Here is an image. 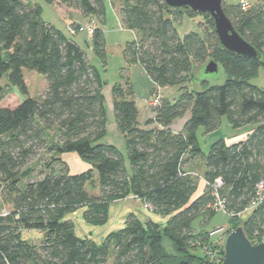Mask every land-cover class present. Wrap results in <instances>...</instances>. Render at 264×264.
Wrapping results in <instances>:
<instances>
[{
	"label": "trees",
	"instance_id": "16d2710c",
	"mask_svg": "<svg viewBox=\"0 0 264 264\" xmlns=\"http://www.w3.org/2000/svg\"><path fill=\"white\" fill-rule=\"evenodd\" d=\"M42 1L103 19L104 0ZM222 8L239 34L258 50V57L224 51L207 13L170 9L164 0H119L122 27L136 32L135 40L123 48L126 63L139 64L160 89L178 86L181 92L174 100L160 97L151 107L153 116L141 126L128 83L112 85L113 117L125 137L128 173L122 152L101 142L106 133L105 82L97 67L75 41L41 18L39 4L0 0V102L7 89L28 95L23 70L46 80L41 97H26L12 107L0 103V195L11 204L7 215L0 214V264H221L224 243L216 245L204 228L217 212L210 207L209 187L217 177L223 181L226 211L232 214L230 230L241 226L248 239L261 231L264 204L245 219L236 214L253 198L256 183L264 181V88L250 83L264 67V6L252 3L242 9L239 1L223 0ZM183 14L204 15L210 26L204 25L202 34L191 31L181 37L174 19ZM89 43L104 61L102 30L95 26ZM210 59L223 68L226 79L221 84L203 83L201 90L189 89L194 65ZM187 112L183 131L173 132L170 125ZM221 117L234 129L250 131L240 140L228 143L219 138L210 145L202 176L207 185L193 197L198 179L184 168L189 158L185 154H201L197 128L211 131ZM40 151L50 158L32 179V168L26 165ZM64 153H75L90 167L70 173L60 158ZM94 184L96 198L87 192V185ZM130 195L152 213L167 216V221H140L129 213L123 228L95 245L77 237L73 223L63 219L85 206L84 220L103 224L110 203ZM3 217L9 220L1 222ZM198 217L199 229L192 226ZM30 229L43 232L39 244L22 238V231Z\"/></svg>",
	"mask_w": 264,
	"mask_h": 264
},
{
	"label": "rangeland",
	"instance_id": "374dc122",
	"mask_svg": "<svg viewBox=\"0 0 264 264\" xmlns=\"http://www.w3.org/2000/svg\"><path fill=\"white\" fill-rule=\"evenodd\" d=\"M29 4H39L42 8L41 18L53 25L55 28L62 31L66 36L75 41L86 53L87 58L90 63L95 65L101 74L102 80L105 82L103 87L105 99V112H106V133L101 139V142L109 143L114 145L125 158L126 170L130 173V166L128 160L126 159V144L124 135L117 129L112 110V103L110 100V90L113 84H120L121 86L126 87V83L130 86L132 91V98L134 99L138 111L140 113L139 117L143 118L146 113L151 116L152 111L151 107L147 105V101L151 100L154 95V89L156 85L153 84L151 79L145 73L143 68L137 63H126L123 57V48L127 42L135 40L136 32L133 30L122 27L119 21V0H104V14L103 19H98L96 16H78L76 13H79L78 10L74 8L65 7L61 4L54 2L53 4L45 3L42 0H24ZM227 3H236L239 0H224ZM113 2V4H112ZM252 3H262L264 6V0H249ZM58 6H63V8H69V13H72V16ZM80 14V13H79ZM90 19L93 20L95 26L102 30L103 38L105 43V58L102 61L98 58L92 51L90 43L85 41L86 35L84 33H77L75 35H69L67 32V25L71 23L82 24L88 22ZM202 23V24H201ZM174 25L179 36H184L185 34L193 31L198 34H202V29L204 25L206 27L210 26V23L206 16L200 14L188 15L183 14L180 18L174 19ZM90 38L89 36H87ZM204 63H197L191 70L190 79L187 82V87L189 89L201 90L204 84L213 85L221 84L226 79V74L223 68L219 65L217 73L214 74H205L203 72ZM23 75L28 82V95L23 96L17 91H11L7 89V94H4L1 105L5 106H14L19 103L22 99L26 97L38 98L41 97L46 90V80L45 78L33 71L23 70ZM7 83L6 77L1 79L2 86H5ZM204 83V84H203ZM250 83L258 86L259 88H264V67L260 66L257 72V75L250 79ZM110 94H109V93ZM160 96L167 98L169 100H174L180 95V88L178 86H168L161 88ZM108 97V98H107ZM18 99V101H17ZM17 101V102H16ZM189 117L187 112L185 115L175 119V123L172 129H176V132L183 131V126L186 119ZM171 127V126H170ZM237 129V128H236ZM233 129L230 127L225 117H221L218 126L211 130L206 131L202 126L198 127L196 130V142L200 148L201 154L198 156H189L188 158V170L192 173L202 175L204 169L205 156L207 155L210 145L219 138H225L234 132L239 130ZM243 130V129H241ZM247 134H242L244 138ZM241 138V139H242ZM75 153L66 155L67 161L70 165L71 172L80 171V168H76L72 159ZM76 156V155H75ZM77 157V156H76ZM50 155L46 154L45 151H40L39 154L34 157L26 166L32 168V179L38 177L39 173L45 169L47 162L49 161ZM79 160H81L79 158ZM82 161V160H81ZM83 162V161H82ZM185 168V167H184ZM190 168V169H189ZM75 169V170H74ZM77 169V170H76ZM195 177V176H194ZM96 179V176H95ZM198 179V185L202 186L204 189V182L201 178ZM198 189V188H197ZM87 192L90 197H97L99 191L97 185H87ZM95 197V198H96ZM2 209L7 211L11 210V204L8 200H5L2 195H0V212ZM86 211V207H78L68 213L63 217L64 220H69L74 225V233L79 238H86L89 241L93 242L95 245H99L103 242L107 234L113 231H117L124 227L126 217L129 213H133L140 221H145L146 219H151L156 223L164 224L168 217L160 216L152 213L149 208H146L144 203L141 200L134 199L132 197H126L124 199L111 202L108 207L107 219L103 224L95 225L88 223L84 220L83 214ZM1 214V213H0ZM249 216V213H243L241 219H245ZM9 217H3L1 220L4 221ZM202 218L198 217L193 222L192 226L199 229L200 222ZM242 221L239 220V224ZM224 226L222 231H218L212 234H208L209 238L215 240V244L224 243L225 237L230 230L231 225L229 224V217L223 212H215L209 222L204 226V228L211 232L214 229ZM211 235V236H210ZM21 236L25 240H30L34 244H39L43 239V232L40 230L30 229L23 230ZM165 244L168 242L165 240ZM169 249V245H165ZM113 259V251L110 250L108 256V262L110 263Z\"/></svg>",
	"mask_w": 264,
	"mask_h": 264
},
{
	"label": "water",
	"instance_id": "95a60500",
	"mask_svg": "<svg viewBox=\"0 0 264 264\" xmlns=\"http://www.w3.org/2000/svg\"><path fill=\"white\" fill-rule=\"evenodd\" d=\"M170 9L189 8L193 12L207 13L213 21L217 41L224 51L241 57H258V50L245 40L225 15L223 0H164ZM219 65L212 59L204 66L205 74L217 73ZM221 264H264V241L252 244L243 228L230 230L224 240Z\"/></svg>",
	"mask_w": 264,
	"mask_h": 264
},
{
	"label": "built area",
	"instance_id": "2783aa9c",
	"mask_svg": "<svg viewBox=\"0 0 264 264\" xmlns=\"http://www.w3.org/2000/svg\"><path fill=\"white\" fill-rule=\"evenodd\" d=\"M239 5L242 9H248L251 6V3L249 0H239ZM67 31L70 34H77V33H85L87 36H91L93 34V31L95 29V24L93 20H89L88 22L84 24H78L76 26L69 24L66 27ZM160 87L156 86L154 89V95L151 98V100L148 101V106L153 107L159 103L160 100ZM188 174L195 176L197 178H201V180L204 182V186L207 185V182L204 180L203 177L199 176L198 174L192 173L191 171L187 172ZM223 186V181L220 177H217L213 183L209 184L210 192L213 197V202L210 205V207L215 211H220L225 213L226 215H232L228 214L225 208V202L223 197L221 196V189ZM264 204V181H258L255 185V194L251 201L243 208L242 211L238 212L236 215L238 217H241L243 213H249L254 208L258 207L259 205ZM146 208H149L148 205L144 204ZM150 209V208H149ZM2 216H5L8 214V211L6 209H2L0 212ZM224 229V226L218 227L210 232V234L222 231ZM252 244H258L259 242L264 241V226L262 227L261 231L259 233H255L251 239H249Z\"/></svg>",
	"mask_w": 264,
	"mask_h": 264
},
{
	"label": "crops",
	"instance_id": "0c3cea01",
	"mask_svg": "<svg viewBox=\"0 0 264 264\" xmlns=\"http://www.w3.org/2000/svg\"><path fill=\"white\" fill-rule=\"evenodd\" d=\"M58 7H60V8H63V6L61 7V6H58ZM67 13H68V15L70 16V14H71V16H72V13H69V8H63ZM76 15H77V17L80 15L79 13H76ZM81 16V15H80ZM85 23V22H84ZM84 23H82V24H84ZM89 39L90 38H88L87 37V41H88V43H89ZM17 91L15 88H13L11 91ZM104 90V89H103ZM109 93V92H108ZM110 93H111V90H110ZM109 93V94H110ZM103 94H104V91H103ZM105 96V99H106V95H104ZM161 97H163V96H161ZM108 98V97H107ZM110 100H111V103H112V95L110 94ZM17 101H18V99H17ZM16 101V102H17ZM16 105V104H15ZM147 105H148V101H147ZM139 115H140V113H139ZM153 115L151 114V116L148 114L147 115V113H146V115L143 117V118H140L139 116H138V121H139V124L142 126V125H144L145 126V124H144V122H145V120H147L148 118H150V117H152ZM114 122H115V120H114ZM228 122V121H227ZM174 123H175V120L173 121V123L170 125L171 127V129H172V127H173V125H174ZM115 125H116V123H115ZM153 125V124H152ZM230 125V124H229ZM117 127V126H116ZM230 127L231 128H233L231 125H230ZM234 129V128H233ZM239 131L238 132H234V133H232V134H230L229 136H226L224 139H225V141L226 142H228V143H230V142H233V141H237V140H240L242 137V134H248V132L250 131V127L249 128H245V127H241V128H237ZM236 129V130H237ZM241 129H243V130H241ZM172 131L173 132H176V129H172ZM71 153H64V154H62V155H60V158L67 164V166H68V169H69V172L70 173H77V172H81V171H83V170H85V169H87V168H89L90 167V165L88 164V163H86V162H82L81 160H79V157L76 155V154H74V156H72L70 159H72L73 160V162H74V164H75V167L76 168H82V169H80V171H77V172H71L70 171V165H69V163H68V161H67V156L66 155H70ZM77 157H76V156ZM186 157V156H185ZM187 166H189L188 165V158H187V160L185 161V163H184V167L187 169V171H190V170H188V167ZM190 168H191V166H189ZM189 168V169H190ZM75 170V169H74ZM77 170V169H76ZM203 173H204V169H203V171H202V175H203ZM199 184V183H198ZM202 190H203V188H202V186H198V189H197V191H196V193H195V195L193 196V197H196L197 195H199L201 192H202ZM128 197H132V198H134V199H138V198H136V197H134V196H132V195H130V196H128ZM138 200H140V199H138Z\"/></svg>",
	"mask_w": 264,
	"mask_h": 264
},
{
	"label": "bare ground",
	"instance_id": "6f19581e",
	"mask_svg": "<svg viewBox=\"0 0 264 264\" xmlns=\"http://www.w3.org/2000/svg\"><path fill=\"white\" fill-rule=\"evenodd\" d=\"M251 3V2H250Z\"/></svg>",
	"mask_w": 264,
	"mask_h": 264
}]
</instances>
